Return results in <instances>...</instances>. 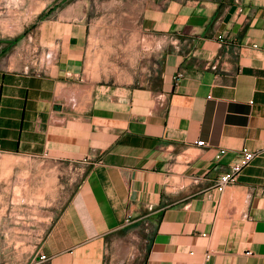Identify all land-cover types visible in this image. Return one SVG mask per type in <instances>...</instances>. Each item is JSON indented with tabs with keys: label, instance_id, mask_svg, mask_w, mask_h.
Segmentation results:
<instances>
[{
	"label": "crops",
	"instance_id": "crops-1",
	"mask_svg": "<svg viewBox=\"0 0 264 264\" xmlns=\"http://www.w3.org/2000/svg\"><path fill=\"white\" fill-rule=\"evenodd\" d=\"M0 264H264V0H0Z\"/></svg>",
	"mask_w": 264,
	"mask_h": 264
},
{
	"label": "rangeland",
	"instance_id": "rangeland-1",
	"mask_svg": "<svg viewBox=\"0 0 264 264\" xmlns=\"http://www.w3.org/2000/svg\"><path fill=\"white\" fill-rule=\"evenodd\" d=\"M169 42L170 40L166 43V50L170 48L167 47L168 44L171 46ZM30 61L40 64V59ZM19 167L26 171L21 170L20 180L15 181V184H6L5 193L14 194L15 192L28 200L33 198L37 201V210L45 208L55 210L62 206L73 186L72 181L79 172L76 171V167L70 168L67 165L50 164L39 160L23 159ZM11 173L5 171L6 179Z\"/></svg>",
	"mask_w": 264,
	"mask_h": 264
},
{
	"label": "built area",
	"instance_id": "built-area-1",
	"mask_svg": "<svg viewBox=\"0 0 264 264\" xmlns=\"http://www.w3.org/2000/svg\"><path fill=\"white\" fill-rule=\"evenodd\" d=\"M223 38H224L223 36H220L221 42L223 41ZM255 46H257V45H255ZM198 143H199V145H205L204 141H201ZM242 156H243V160L241 162H238L235 165H233L229 172L223 174L219 178L217 188L220 192H223L228 186H231L238 181V179H239L241 173L243 172L244 168L246 166H248L256 158L257 154L255 152L251 151L249 148L244 147V148H242ZM87 161H88L87 163H90V161H93V158L87 159ZM98 162L101 163V160H99ZM128 221H130V220H128ZM144 244H146V246H147V241H144ZM211 256L212 255L209 252L206 254V260L208 262L211 260ZM40 259L46 261V260H48V257L45 255H41Z\"/></svg>",
	"mask_w": 264,
	"mask_h": 264
},
{
	"label": "bare ground",
	"instance_id": "bare-ground-1",
	"mask_svg": "<svg viewBox=\"0 0 264 264\" xmlns=\"http://www.w3.org/2000/svg\"><path fill=\"white\" fill-rule=\"evenodd\" d=\"M53 61V60H52ZM58 96V95H57ZM59 97V96H58ZM65 97V102H64V106L65 107H71L72 106V101L74 102V101H76V99H77V95H76V93H74V92H72V93H69L67 96H64ZM61 100V99H60ZM61 104V103H60ZM62 105V104H61ZM65 120V118L64 117H60V116H58V115H55L54 116V122L55 123H63V122H65L64 121Z\"/></svg>",
	"mask_w": 264,
	"mask_h": 264
},
{
	"label": "water",
	"instance_id": "water-1",
	"mask_svg": "<svg viewBox=\"0 0 264 264\" xmlns=\"http://www.w3.org/2000/svg\"><path fill=\"white\" fill-rule=\"evenodd\" d=\"M56 109H59V110H60V109H61V106L57 105V106H56Z\"/></svg>",
	"mask_w": 264,
	"mask_h": 264
}]
</instances>
